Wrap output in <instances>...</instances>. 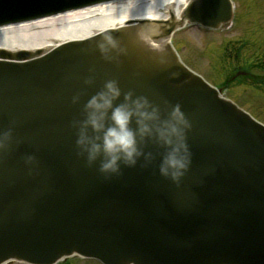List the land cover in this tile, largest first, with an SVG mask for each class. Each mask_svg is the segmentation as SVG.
I'll use <instances>...</instances> for the list:
<instances>
[{
    "label": "water",
    "instance_id": "obj_1",
    "mask_svg": "<svg viewBox=\"0 0 264 264\" xmlns=\"http://www.w3.org/2000/svg\"><path fill=\"white\" fill-rule=\"evenodd\" d=\"M103 1L0 0V25ZM183 18L218 27L231 2L192 0ZM180 24L143 19L39 56L0 50V132L12 130L0 150V264L75 252L104 264H264V125L181 62L168 42ZM108 80L164 116L182 106L193 156L179 186L160 175L151 139L141 146L153 161L119 176L79 155L73 121Z\"/></svg>",
    "mask_w": 264,
    "mask_h": 264
},
{
    "label": "clouds",
    "instance_id": "obj_2",
    "mask_svg": "<svg viewBox=\"0 0 264 264\" xmlns=\"http://www.w3.org/2000/svg\"><path fill=\"white\" fill-rule=\"evenodd\" d=\"M136 6V0H120L119 19H131ZM145 14H149L147 7ZM102 36L108 45L118 47L111 34ZM153 46L160 47L154 42ZM99 47L102 52L107 51L105 45ZM122 95L123 102L117 104ZM78 100L79 96L73 97V103ZM85 112L86 118L73 121V127L79 129L76 140L79 155L86 156L89 166L99 161V171L106 178L121 175L125 167H136L141 157L145 161L141 166L147 167L154 156L151 152L145 153L141 145L151 139L163 149L158 165L160 175L180 185L192 165L193 154L187 142L191 122L179 103L164 116L160 106L147 96H137L133 91L125 93L116 80H108L103 89L88 100ZM133 119L135 128L131 126ZM11 139V129L0 132V150L6 148Z\"/></svg>",
    "mask_w": 264,
    "mask_h": 264
},
{
    "label": "rangeland",
    "instance_id": "obj_3",
    "mask_svg": "<svg viewBox=\"0 0 264 264\" xmlns=\"http://www.w3.org/2000/svg\"><path fill=\"white\" fill-rule=\"evenodd\" d=\"M242 1L234 0L236 5H242ZM248 4L252 8L250 15L236 18L230 29L215 32L202 27H186L173 36V43L185 62L264 122V77L243 78L246 69L264 74V0H251ZM256 6L262 9L260 14ZM255 20L259 28L251 26L248 29ZM61 264L99 263L72 257Z\"/></svg>",
    "mask_w": 264,
    "mask_h": 264
},
{
    "label": "bare ground",
    "instance_id": "obj_4",
    "mask_svg": "<svg viewBox=\"0 0 264 264\" xmlns=\"http://www.w3.org/2000/svg\"><path fill=\"white\" fill-rule=\"evenodd\" d=\"M187 0H136L131 19H119L120 0L87 7L23 24L0 27V47L45 51L57 44L122 26L139 18H166L172 10L179 19ZM146 7L149 14H145Z\"/></svg>",
    "mask_w": 264,
    "mask_h": 264
}]
</instances>
